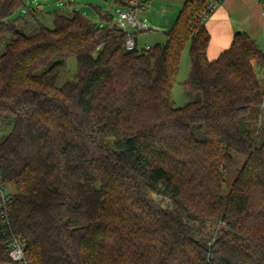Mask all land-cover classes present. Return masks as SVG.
Masks as SVG:
<instances>
[{
  "label": "trees",
  "instance_id": "1",
  "mask_svg": "<svg viewBox=\"0 0 264 264\" xmlns=\"http://www.w3.org/2000/svg\"><path fill=\"white\" fill-rule=\"evenodd\" d=\"M24 5L0 0V37H11L0 56V131L13 122L0 140L10 191L0 264L11 234L27 264H264L257 42L237 32L209 59L210 0H186L164 44L133 51L108 13L104 27L73 11L24 34L11 20ZM189 43L183 86L202 100L177 107ZM73 57L76 76L59 86ZM235 154L245 161L225 193Z\"/></svg>",
  "mask_w": 264,
  "mask_h": 264
},
{
  "label": "rangeland",
  "instance_id": "2",
  "mask_svg": "<svg viewBox=\"0 0 264 264\" xmlns=\"http://www.w3.org/2000/svg\"><path fill=\"white\" fill-rule=\"evenodd\" d=\"M25 5L14 13L11 20H16L17 30L27 34H36L39 28L47 26L52 28L53 18L56 13L71 15L76 11L87 17L100 27L106 26L102 20L101 14H111L114 21L119 14L125 10H136V17L140 21H146L150 30L138 32L129 25L127 26L130 33L137 39L138 48L141 50L147 45L153 47L157 44H164L167 41V32L173 28L181 9L186 0H24ZM142 1L143 6L129 5L130 2ZM9 35L0 37V56L4 53L6 45L10 42ZM256 70L259 74L260 81L264 86V68L256 63ZM77 59L70 58L66 63L65 69L58 77V85L62 86L66 82L73 80L77 73ZM191 70L190 43L186 45L181 58L180 70L177 81L173 88L174 105L184 106L187 103L201 101L200 93L188 92L183 83L189 77ZM13 122L6 123L0 131V140H3L10 132ZM245 158L235 154L234 165L225 171L226 183L224 192L227 193L232 187L239 170L241 169Z\"/></svg>",
  "mask_w": 264,
  "mask_h": 264
},
{
  "label": "crops",
  "instance_id": "3",
  "mask_svg": "<svg viewBox=\"0 0 264 264\" xmlns=\"http://www.w3.org/2000/svg\"><path fill=\"white\" fill-rule=\"evenodd\" d=\"M211 35L209 59L228 49L237 32H246L264 51V0H222L204 21Z\"/></svg>",
  "mask_w": 264,
  "mask_h": 264
},
{
  "label": "built area",
  "instance_id": "4",
  "mask_svg": "<svg viewBox=\"0 0 264 264\" xmlns=\"http://www.w3.org/2000/svg\"><path fill=\"white\" fill-rule=\"evenodd\" d=\"M140 1L130 2L129 5H137ZM222 0H210V8L211 10H215ZM116 23L119 28L126 31L128 33V37L126 39V48L129 51H133L138 49L137 39L133 36L132 33L129 32L127 26L129 25L133 29L138 32L148 31L150 30L149 25L146 21H140L136 17V10L132 9L122 11ZM151 47L147 45L144 49L149 50ZM10 200V191L9 188L0 182V218H2L6 225L9 223L7 218V206ZM6 232L3 231V234ZM4 243L8 248L9 254V264H27L26 262V246L25 244L16 237L15 235H5Z\"/></svg>",
  "mask_w": 264,
  "mask_h": 264
}]
</instances>
